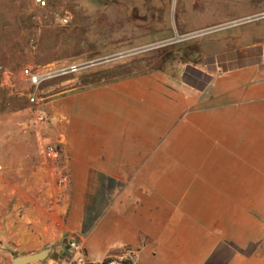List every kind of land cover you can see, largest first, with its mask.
I'll return each mask as SVG.
<instances>
[{
	"label": "crops",
	"instance_id": "0c3cea01",
	"mask_svg": "<svg viewBox=\"0 0 264 264\" xmlns=\"http://www.w3.org/2000/svg\"><path fill=\"white\" fill-rule=\"evenodd\" d=\"M246 28L214 32L174 75L75 94L63 110L93 142L69 144L63 161L35 144L8 146L19 154L14 166L0 160V177L22 185V197L49 199L44 187L62 178L84 199L92 184L100 200L110 190V206L96 203L95 230L126 251L89 250L92 259L264 264V30Z\"/></svg>",
	"mask_w": 264,
	"mask_h": 264
},
{
	"label": "rangeland",
	"instance_id": "374dc122",
	"mask_svg": "<svg viewBox=\"0 0 264 264\" xmlns=\"http://www.w3.org/2000/svg\"><path fill=\"white\" fill-rule=\"evenodd\" d=\"M46 1L39 6L34 0H0V160L11 166L19 154L11 145L35 144L46 160L63 161L69 144L93 142L80 135L72 112L63 110H72L68 102L75 94L132 75L159 70L174 75L176 62L200 59V49L214 32L264 30L261 17L204 32L264 14V0ZM121 53L126 54L82 67ZM72 66L78 68L39 86L31 85L25 74V69ZM30 93L36 102L30 101ZM64 183L62 178L54 190L44 187L49 199H40L33 193L22 197V185L0 177L2 262L16 264L17 256L42 253L41 263L59 264L74 240L87 253L126 251L111 246V233L95 230L96 203L110 206V190L100 200V184H92L84 199L77 184Z\"/></svg>",
	"mask_w": 264,
	"mask_h": 264
},
{
	"label": "built area",
	"instance_id": "2783aa9c",
	"mask_svg": "<svg viewBox=\"0 0 264 264\" xmlns=\"http://www.w3.org/2000/svg\"><path fill=\"white\" fill-rule=\"evenodd\" d=\"M39 6H45L46 0H34ZM65 22L68 19H64ZM77 66H72L68 68H49L43 71H34L32 69H25V74L27 76V80L33 86H39L43 81L56 76L61 73H66L68 71H75ZM37 96L34 93H30V101L36 102ZM50 154L53 152V149H50ZM0 264H5L0 260ZM34 264H43L41 262H37ZM59 264H133L132 261L122 258H110L107 260H93L90 259L87 251L85 250L84 245L78 241H72L68 247V249L64 252V256L62 261Z\"/></svg>",
	"mask_w": 264,
	"mask_h": 264
},
{
	"label": "water",
	"instance_id": "95a60500",
	"mask_svg": "<svg viewBox=\"0 0 264 264\" xmlns=\"http://www.w3.org/2000/svg\"><path fill=\"white\" fill-rule=\"evenodd\" d=\"M261 17H264V14L248 17V18H246L244 20L235 21V22H233L231 24H228V25H224V26L208 29V30H206L204 32H207V31H210V30H215V29H218V28H221V27H225V26H230V25L246 22V21H251V20H254V19H257V18H261ZM125 54L126 53H121V54L113 56V57H108V58H105V59H101V60H98V61H95V62H92V63H88V64H85V65H82V67L90 66V65H93V64H96V63H102V62H105V61H109L111 59H116V58H118L120 56H123ZM42 258H43V254L42 253H33V254H26V255L17 256V257L14 258V262L16 264H28V263H30L32 261L41 262Z\"/></svg>",
	"mask_w": 264,
	"mask_h": 264
},
{
	"label": "bare ground",
	"instance_id": "6f19581e",
	"mask_svg": "<svg viewBox=\"0 0 264 264\" xmlns=\"http://www.w3.org/2000/svg\"><path fill=\"white\" fill-rule=\"evenodd\" d=\"M32 262H36V261H32ZM31 263V262H30Z\"/></svg>",
	"mask_w": 264,
	"mask_h": 264
}]
</instances>
